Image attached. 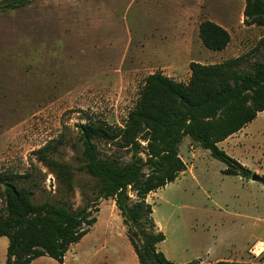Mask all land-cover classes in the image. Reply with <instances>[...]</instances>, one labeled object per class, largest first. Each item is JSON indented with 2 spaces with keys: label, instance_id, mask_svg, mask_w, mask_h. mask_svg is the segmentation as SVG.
I'll return each instance as SVG.
<instances>
[{
  "label": "rangeland",
  "instance_id": "obj_1",
  "mask_svg": "<svg viewBox=\"0 0 264 264\" xmlns=\"http://www.w3.org/2000/svg\"><path fill=\"white\" fill-rule=\"evenodd\" d=\"M243 9L244 0H35L0 10V172L13 178L10 184L32 205L85 210L93 220L66 251L65 264H137L115 199L99 197L83 150L91 142L117 163H131L132 155L144 161L148 132L143 128L133 136L139 144L134 149L126 143L131 141L87 128H121L153 73L186 86L190 63L241 58L230 70L243 75L264 65L263 28L245 25ZM204 20L229 33L224 50L202 45L198 25ZM59 137L64 145L50 159L56 166L38 162L34 151ZM216 146L248 175L223 174L222 162L185 137L178 157L186 170L146 197L153 223L165 236L159 250L169 259L175 253L198 264L195 253L200 260L208 249L225 256L256 241L263 244L253 250L264 253V186L250 180L252 174L264 176V112ZM124 194L129 205L138 200L132 186ZM5 218L0 183V220ZM141 228L148 226L142 222ZM7 246L1 236L0 264ZM31 263L58 264L47 256Z\"/></svg>",
  "mask_w": 264,
  "mask_h": 264
},
{
  "label": "trees",
  "instance_id": "obj_2",
  "mask_svg": "<svg viewBox=\"0 0 264 264\" xmlns=\"http://www.w3.org/2000/svg\"><path fill=\"white\" fill-rule=\"evenodd\" d=\"M32 1L35 0H6L0 4V10L20 8ZM243 17L245 25H256L264 31V0H244ZM198 37L205 48L214 52L224 50L230 42L224 28L207 20L198 25ZM239 60L208 66L190 63L191 77L186 86L161 73H153L145 78L139 98L127 112L121 128L98 123H91L87 128L99 136L131 141L126 143L134 149L139 144L132 142L133 136L143 128L148 132L144 161L135 160L132 155L135 161L117 163L102 157L91 142H85L83 150L85 168L98 180L99 197L115 199L139 264H172L156 251V245L165 236L153 223L146 197L186 170L178 157L183 138L187 137L191 144L207 150L210 157L222 162L226 166L223 174L246 177L249 173L216 146L264 111V65L253 66L247 75L231 72L230 68ZM62 145V137L50 140L34 151V155L38 162L54 167L56 164L50 159ZM145 167L148 173L143 172ZM12 179L0 172L6 196V218L0 220V237L8 238L5 264H31L42 256L62 264L70 245L89 232L93 220L88 219L85 210L72 212L62 205H32L22 190L10 184ZM258 182L264 186V176ZM127 186L135 188L138 199L131 205L124 194ZM141 221L147 224V231L141 228ZM83 225L88 228H82ZM131 229L138 231V235Z\"/></svg>",
  "mask_w": 264,
  "mask_h": 264
},
{
  "label": "crops",
  "instance_id": "obj_3",
  "mask_svg": "<svg viewBox=\"0 0 264 264\" xmlns=\"http://www.w3.org/2000/svg\"><path fill=\"white\" fill-rule=\"evenodd\" d=\"M219 26H221V25H219ZM263 112H261V113H263ZM163 242L157 244V251H160L159 250V245H161ZM258 244H263V243H261L259 241H256L249 248L248 247H243L241 250H235L234 252H230V253H228L225 256L224 255H220L219 253L214 252L213 250L209 251L210 249H208L205 252V254H204V256L202 257L201 260H200V253H195L193 255V258H197L198 264H212V263H215V262H218V261L239 262V263H248V264H264V253H261V250L258 251L257 253L255 252V250H253L254 247L256 245H258ZM230 247H232V245H230ZM160 252L165 256V258L167 260H169L170 262H172L174 264H187V263L191 262V261H181L182 260V259H180L181 257H177L175 255V253H171L172 257H171V259H169L167 257V254L164 251H160ZM39 258H41V257H39ZM136 260H137V257H136ZM62 264H65L64 259H63V263ZM137 264H139L138 260H137Z\"/></svg>",
  "mask_w": 264,
  "mask_h": 264
},
{
  "label": "water",
  "instance_id": "obj_4",
  "mask_svg": "<svg viewBox=\"0 0 264 264\" xmlns=\"http://www.w3.org/2000/svg\"><path fill=\"white\" fill-rule=\"evenodd\" d=\"M250 180L254 181V182H258L259 181V176H257L256 174H252L251 177H250Z\"/></svg>",
  "mask_w": 264,
  "mask_h": 264
}]
</instances>
